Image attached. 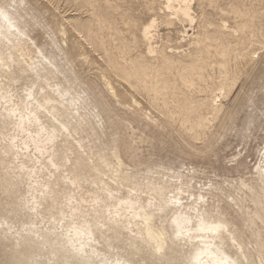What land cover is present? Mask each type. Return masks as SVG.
Instances as JSON below:
<instances>
[{
    "label": "bare ground",
    "instance_id": "bare-ground-1",
    "mask_svg": "<svg viewBox=\"0 0 264 264\" xmlns=\"http://www.w3.org/2000/svg\"><path fill=\"white\" fill-rule=\"evenodd\" d=\"M100 1L78 0L84 7L92 8V15L87 20L71 17L67 21L101 52L108 68L102 76L108 92L117 99L116 103L125 97L118 94L111 76L128 86L134 112L143 115L148 122L160 123L149 116L153 110L167 123H179L194 140L207 137L206 130L224 110L221 100L229 97L241 79L244 67L256 63L260 58L258 50L264 49L259 12L248 8L245 0H226L219 9L222 15L219 20L203 13L199 16L198 28L195 27L197 31L188 35L184 24L192 27L195 21L194 0H165L164 22L168 26L177 22L182 24L180 40L188 37L189 48L180 50L184 48L181 41L174 46L167 47V41L157 45L154 29L145 33V28L155 18L139 28V39L135 34L128 39L123 35L122 26L117 27L119 21L113 7ZM207 1L213 0H199V3ZM0 9L7 16V19L0 16V264H50L53 260L66 259L70 229H73L71 243L87 244L86 251L97 253L92 257L97 264L104 261L150 264L154 253L147 241L149 229L163 234L167 249L165 258L176 264L202 247L195 233L198 220H193L186 228L192 232L191 242L175 239L176 230L171 219L181 212L179 208L162 219L157 214L147 225L124 211L118 224H105L98 212L106 213L109 207L115 212L116 205L121 200H128L130 193L142 206H146L149 199L159 202L161 194L164 198L175 194L183 202L184 214L199 203L198 210L204 214L207 223L222 224L227 229L217 237L208 234L207 241L242 264H264V179L257 169L264 146L253 175L241 178L236 185L231 182L227 188L220 184L197 186L192 182L193 176L155 163L143 165L140 162L138 164L143 168L138 164L130 167L123 161L121 153L129 154L133 160L136 149L129 142H119L118 138L93 150L85 143L82 133L86 132L87 139L101 138L105 125L114 123L109 120L108 106L100 99L92 98L94 93L89 86L86 85V90L82 88L83 91L71 86L69 74L74 71L61 63V60L68 61L67 52L51 35V27L43 25L39 17L29 12L26 0H0ZM230 16L238 19L234 25L226 20ZM126 23L130 28L135 25L132 19ZM38 26L50 37L54 51H46L31 34ZM140 43L145 48L135 53ZM22 83H26L25 89H34L40 102L52 101L48 110L69 129L68 133H61L46 113H38L41 126L49 131L55 128L60 136L56 145L44 148L42 153L37 150L43 147L39 139L33 144L30 143L32 138L26 135L27 132L35 135L39 131L35 125H26L15 148L5 142V137L12 132L10 124L5 123L8 109L19 105L22 110L21 102L26 99L18 93V85ZM135 93L145 99L149 113ZM202 93L205 97L200 96ZM92 103L93 111L90 109ZM260 121H264V112ZM263 125L260 123L259 127ZM25 143L28 150L18 152ZM71 150L72 154H68ZM68 161H71L70 166H67ZM52 164L59 171L53 169ZM24 182L28 188L21 191L20 185ZM85 183L89 187L86 198L78 197L73 191L79 192ZM104 192H112L116 198L110 200L101 196L104 203L100 208L94 207L92 201ZM201 196L203 202H200ZM69 199L75 212L69 210ZM148 215L152 216V213ZM190 216L194 217L195 212ZM75 229L87 230L91 239L87 235H77ZM233 239L235 245L231 242ZM155 258L159 259L158 256Z\"/></svg>",
    "mask_w": 264,
    "mask_h": 264
},
{
    "label": "rangeland",
    "instance_id": "rangeland-1",
    "mask_svg": "<svg viewBox=\"0 0 264 264\" xmlns=\"http://www.w3.org/2000/svg\"><path fill=\"white\" fill-rule=\"evenodd\" d=\"M26 1L28 7H30L29 12L31 11L37 18L39 17L38 20L42 24L44 23L43 25L49 26L48 28L51 27V35L55 36L57 43L67 52L68 61L61 60V63L66 64L70 71H74V74L72 72L69 74L72 81L71 86L78 91L82 90V88L86 90V85L89 86L91 92L94 93L92 98L96 97L108 106L109 120H112L111 122L114 121V123L105 125L101 131V138L94 136L93 139L92 137L87 139L86 132L82 133L85 137V143L89 147L92 146L93 150L102 148L118 138L119 142H129L136 149V157L133 160L129 154L121 153L125 164L132 167L140 162L143 165L145 163H155L178 170L177 172L182 171L181 173L186 174L188 177L193 176L192 182L197 186H200V184H207V186L220 184L222 187L227 188L231 182L237 184L241 178L246 179L253 175L254 167L259 162L260 150L264 146V121H260L264 112V49L258 50L260 58L256 63H251L249 66L246 65L244 67L243 75L229 97L221 100L225 105L224 110L220 117L217 118L218 120L216 119L213 125L210 126V129L206 130L207 137L201 140H194L187 135L188 133L179 123H167L162 116L153 110L151 115H148L152 119L156 118L160 121L157 125L148 122L143 115L134 112V104L129 96L130 90L128 86L126 84L123 85L124 82L119 81L118 78L111 76V81L116 87L118 94L125 97L121 99V102L118 101L116 103L117 99L108 92L102 76L107 73L108 68L101 52L88 43L84 33L76 32L67 21L71 17H82L81 19L87 20L93 13L91 7L87 5L84 7L78 0ZM100 2H107L113 7L115 17L120 22H118L117 27H125L120 28L123 30V35L130 40L131 34H135L134 36H137L136 39H139V28L155 18L157 24L154 32H156L155 41L157 45L167 41L168 47L169 45H178V42L181 41L180 36L182 37V33L180 30L183 25L177 22L174 26H168L164 22L165 10L163 5L165 0H101ZM225 2L226 0H213L212 2L207 1L200 4L199 0L192 1L195 21L192 27L188 23L184 24L188 35L197 31L198 19L203 13L210 15L213 20H219L222 16L219 9ZM244 2L247 7L249 6L248 8L259 12L260 30L262 29L261 33L263 32L262 34L264 35V0H245ZM121 15L125 23L122 21ZM131 19L135 21V25H132V28L126 23ZM226 20L228 24L234 25L238 19L235 16H230ZM125 31H129V33L127 34ZM31 34L35 36L39 44L44 45L46 51L55 50L50 37L47 34L45 35L39 26L35 27ZM187 39L188 37L181 41L180 45H183L184 48L182 47L180 50L189 48ZM170 40H172V43ZM144 48V45L140 43L135 53L143 51ZM26 86V83L18 85V93L23 94L25 88H27ZM204 95L203 93L200 94L201 97H205ZM135 97L149 113L150 110H147L149 108H147L145 99L136 93ZM93 106L94 103L90 106L92 111ZM260 123L263 126L259 127ZM69 153L72 154V150L68 151ZM143 165H139V167L143 168ZM193 169L194 172L192 171ZM27 188L26 182L20 185L21 191H25ZM86 188L89 187L85 183L82 189H78L79 192L76 190L73 192L78 197L86 198ZM1 198L0 195V201Z\"/></svg>",
    "mask_w": 264,
    "mask_h": 264
},
{
    "label": "snow or ice",
    "instance_id": "snow-or-ice-1",
    "mask_svg": "<svg viewBox=\"0 0 264 264\" xmlns=\"http://www.w3.org/2000/svg\"><path fill=\"white\" fill-rule=\"evenodd\" d=\"M0 16H4L7 19V16L0 9ZM185 16H189L188 12H185ZM190 18V16H189ZM157 24L156 20H153L152 23L145 28V33L149 34L152 29L155 28ZM43 92V89L40 90ZM11 96V93H9ZM23 96L26 97L21 103L23 105V109H20V106H14L8 109V115L5 118V123L10 124L12 128V132L9 133L8 137H5V142L11 144L14 148L17 145L18 140L20 139V135L24 134V129L27 126H33L39 128V131L35 133L27 132L26 135L31 137L30 143L35 144L37 139H39L40 143L43 147H38V151L43 152L44 148H49L56 145L57 141L60 139V136L53 128L51 131L41 126L39 119H37L38 113H46L48 119L54 122L55 126H58L61 130V133H68L69 129L64 127L61 124L60 119H57V116L54 112L49 111V106L52 104V101L46 100L40 102V98L34 95V89H25ZM7 106V105H6ZM35 108L36 111H32ZM28 150V144H23L17 151H26ZM71 165V161L67 162V166ZM53 169L59 171L56 168L55 164L51 165ZM257 169L261 174V178L264 179V154L261 157V164L257 165ZM73 187L75 184L73 183ZM130 198L128 200H121L118 205H116V211L113 212L112 208L109 207L107 212L103 211L98 212V216L100 219L104 221L105 224H118L120 222L121 212L124 211L127 214H130L131 217H134L139 220H143L147 225L149 224L156 216L159 214L160 218L167 216L169 213L174 212L177 208L181 209V212L176 213L172 216L171 223L175 227V239L181 240L185 239L191 242L192 232L186 230V228L192 225L193 220H198L199 226L195 229V233L197 234V241L202 245V247L196 251L194 255H190L185 259L181 260L179 264H242V261L233 260L229 256L225 255L219 248L215 246L214 243L207 241L206 236L211 234L213 237H217L221 231H227V229L222 224H211L207 223L204 217L198 208L199 203L195 208L187 209L188 214H184L183 211V202L175 197V194L164 198L161 194V198L159 202L155 199H149L148 204L146 206H142L139 201H135L133 199V194L130 193ZM101 196H104L110 200H114L116 195L112 192H104L100 193L97 199L92 201V204L96 208H100V206L104 203ZM195 200V198H193ZM204 197H200V202H203ZM69 210L75 212L76 209L72 204V201L68 200ZM35 211V209H33ZM151 212L152 216H149L148 213ZM195 212V216L191 217L190 214ZM63 223V221H61ZM99 223V221H98ZM99 226L103 227L104 224H100ZM73 229L69 230V245L66 248V259L63 260H53L50 264H97V261L93 260L92 257L96 256L97 253L95 251H86L88 245L80 242L79 246L71 243V233ZM77 235L85 236L87 235L89 239H91V233L87 230L81 231L80 229H75ZM147 241L150 244V247L153 249L154 258L150 262V264H176L175 261L171 259H166L165 256L167 254L166 245L163 242V234L153 232L151 229L148 231ZM232 244H236V240L233 239ZM156 256L159 259L155 258ZM207 257V259H205ZM103 264H110V262L104 261ZM116 264H121L120 261H117Z\"/></svg>",
    "mask_w": 264,
    "mask_h": 264
}]
</instances>
